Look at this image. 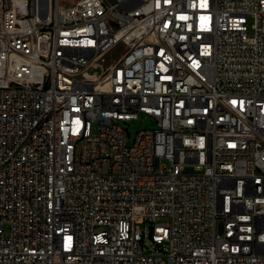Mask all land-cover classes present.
<instances>
[{
    "label": "built area",
    "instance_id": "built-area-1",
    "mask_svg": "<svg viewBox=\"0 0 264 264\" xmlns=\"http://www.w3.org/2000/svg\"><path fill=\"white\" fill-rule=\"evenodd\" d=\"M0 264H264V0H0Z\"/></svg>",
    "mask_w": 264,
    "mask_h": 264
},
{
    "label": "rangeland",
    "instance_id": "rangeland-1",
    "mask_svg": "<svg viewBox=\"0 0 264 264\" xmlns=\"http://www.w3.org/2000/svg\"><path fill=\"white\" fill-rule=\"evenodd\" d=\"M156 126L155 122L151 121L149 118L147 117H139L138 119L135 120H130L128 121V124L123 125V127H127L130 136L127 137V144L131 145L134 137L136 135V132L140 129H144V128H154ZM164 163H167L166 161H163ZM187 172H191L192 168L191 167H187L186 168ZM5 230L7 231V226L5 227Z\"/></svg>",
    "mask_w": 264,
    "mask_h": 264
}]
</instances>
